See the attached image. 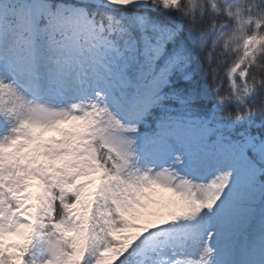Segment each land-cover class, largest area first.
<instances>
[{
  "label": "snow or ice",
  "instance_id": "1",
  "mask_svg": "<svg viewBox=\"0 0 264 264\" xmlns=\"http://www.w3.org/2000/svg\"><path fill=\"white\" fill-rule=\"evenodd\" d=\"M0 264H264V0H0Z\"/></svg>",
  "mask_w": 264,
  "mask_h": 264
}]
</instances>
